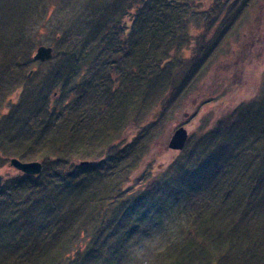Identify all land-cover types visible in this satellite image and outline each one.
<instances>
[{
  "label": "trees",
  "instance_id": "obj_1",
  "mask_svg": "<svg viewBox=\"0 0 264 264\" xmlns=\"http://www.w3.org/2000/svg\"><path fill=\"white\" fill-rule=\"evenodd\" d=\"M121 2L102 32L98 29L103 19H96L80 46L67 44L56 67L35 86L25 85L32 97L29 104L25 101L21 112L14 110L0 122V166L8 156L42 164L39 174L20 173L18 179L4 184V191L0 188V195L9 192L4 199L0 196V264H74L75 260V264H113L126 248L124 232L133 230L136 224L131 226V222L141 217L132 209L144 212L146 205L153 204L160 213L188 203L193 212L182 229L185 240L167 244L163 264H264V84L261 102L257 94L246 107L216 118L199 138L202 150H184L165 168L158 179L160 190L151 185L125 198L126 204L122 201L114 219L95 231L80 253L69 254L94 202L105 201L108 193L122 197L120 182L129 167L126 164L110 180L118 184V190L108 181L90 205H84L85 166L71 160L88 161L105 152L128 124L137 123L128 116L140 98L147 102L146 92L157 93V86L159 92L168 75L175 93L186 92L192 86L186 83L192 82L204 60L214 61L217 42L226 39L220 33L206 43L207 35L187 22L186 0ZM213 20L203 31L211 30ZM190 35L196 36L189 44ZM135 37L143 47L133 53ZM92 41L108 59V69L94 84L83 79L86 61L78 59L85 43ZM1 61L3 67L7 60ZM113 73L116 81L111 78ZM88 85L101 90L94 88L91 100L84 98ZM106 106L113 109V117L105 127L94 129L85 120L88 112ZM73 197L85 198L80 203L82 211L74 209Z\"/></svg>",
  "mask_w": 264,
  "mask_h": 264
},
{
  "label": "rangeland",
  "instance_id": "obj_2",
  "mask_svg": "<svg viewBox=\"0 0 264 264\" xmlns=\"http://www.w3.org/2000/svg\"><path fill=\"white\" fill-rule=\"evenodd\" d=\"M119 5H122L121 0H0V63L1 60H7V63L0 67V122L6 121L7 115L14 110L21 112L25 101L29 104L28 100L32 97L31 93L25 92V85L35 86L53 66L56 67L60 63L58 55L63 53L67 44L76 42L77 46H80L82 40L88 37L83 36L84 33L96 19H103L98 29L102 32L103 25L114 17ZM185 5L187 22L198 26L199 33L207 35L206 43H210L220 33L225 34L226 39L220 44L217 42L214 61L209 63L204 60L205 65L197 75L192 76V82L186 83L187 87L192 84L186 92L180 91L182 95L175 93L168 75L161 82L159 92V86L157 93L146 92L144 99H147V102H142L140 98L136 109L131 110L128 116L129 120L137 123L128 124L121 136L105 152L89 159L88 165L80 164L77 159L71 160L77 166L86 167H82L85 189L83 195L87 200L84 205H90L94 194L108 181L109 185L112 184L116 189L118 184L116 187V182L110 180L123 170L126 164L129 167L125 168V180L120 182L123 188L120 193L122 197L108 193L105 201L98 204L94 202L83 231L77 236L75 246L69 254L80 253L95 231L97 234L109 220L114 219L113 215L118 212L122 201L126 204L125 198L135 197L139 194L138 191L151 185L160 190L162 186L158 181L163 177L165 168L184 150L193 148L199 151L201 134L216 118L229 114L236 107H246L257 94L258 103L261 102L259 99H263L261 88L264 84V0H186ZM211 17L214 18V22L208 27L211 30L205 32L203 26L211 22ZM126 18L129 22V17ZM146 36L148 33H145L143 38ZM195 36H188L189 44ZM135 40L133 53L134 50L139 51L140 46L143 47L136 37ZM144 41L146 42V39ZM39 45L52 47L53 55L49 60H33L32 56ZM148 49L147 47L146 50ZM101 50L103 48H95L92 41L85 43L81 54L78 55L80 62L86 61L83 65V79H86V83L91 80L94 84L102 72L108 69V59L102 57ZM29 70H32V73L27 76ZM111 75L113 81H116L115 73ZM73 82L74 80L70 79V84ZM117 84L119 86V81ZM90 86L84 90L85 100L95 97L94 88L101 91L99 87L92 85V90ZM93 112L96 114L90 117ZM93 112H88L85 120L88 124L93 123L94 129L105 127L106 121L108 124L113 117V109H109V106L99 111L93 109ZM139 122L140 127L137 125ZM179 126L186 130L188 138L182 149H172L168 142L173 131ZM1 154L5 157L3 152ZM5 158L7 162L0 166V188L2 187L3 191L4 184L18 179L20 174L16 168L9 165L10 156ZM155 192L158 193L157 190ZM3 194L0 195L2 199L8 196L9 192L6 190ZM13 196L16 197L15 192ZM72 199L74 209L82 211L84 199ZM188 206H172L160 213L155 212L158 209L153 208V204L146 205L144 212L141 209H132L137 218L141 217L137 222H131V226L136 224L133 230L124 232L126 248H121L119 260L113 264H163V251L166 250L167 244L185 240L182 229L185 228L184 224L191 215L190 212H193L191 203H188ZM76 262L78 261L75 260L74 264Z\"/></svg>",
  "mask_w": 264,
  "mask_h": 264
},
{
  "label": "water",
  "instance_id": "obj_3",
  "mask_svg": "<svg viewBox=\"0 0 264 264\" xmlns=\"http://www.w3.org/2000/svg\"><path fill=\"white\" fill-rule=\"evenodd\" d=\"M52 55H53V50L51 46L39 45L35 49V53L33 54L32 58L33 60H39L43 62L49 60L52 57ZM31 73L32 70H29L27 76H29ZM186 139H187L186 130L182 126H179L173 131L171 138L168 142V146L172 149H178V150L182 149ZM79 163L82 165H88L90 162L83 160V161H79ZM9 164L13 168H16L18 171L26 175H37L40 173L42 168L41 162L38 160L21 161L15 157H11L9 159ZM0 182H1V176H0Z\"/></svg>",
  "mask_w": 264,
  "mask_h": 264
}]
</instances>
